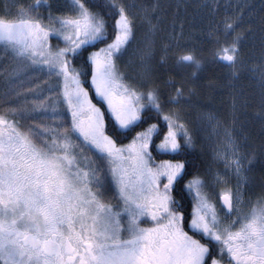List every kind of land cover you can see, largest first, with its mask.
Instances as JSON below:
<instances>
[{"label":"snow or ice","instance_id":"obj_1","mask_svg":"<svg viewBox=\"0 0 264 264\" xmlns=\"http://www.w3.org/2000/svg\"><path fill=\"white\" fill-rule=\"evenodd\" d=\"M145 19L151 30L134 43L125 0L0 10V54L12 61L0 88V264H264V185L245 200L252 161L227 128L215 153L224 171H193L179 105L204 58L173 38L153 64ZM238 27L225 18L212 51L232 75ZM32 76L47 95L30 107L21 93Z\"/></svg>","mask_w":264,"mask_h":264},{"label":"trees","instance_id":"obj_2","mask_svg":"<svg viewBox=\"0 0 264 264\" xmlns=\"http://www.w3.org/2000/svg\"><path fill=\"white\" fill-rule=\"evenodd\" d=\"M125 3L132 13L136 11L140 16L146 13L151 18L152 24L156 26L157 43L160 46L165 40L175 38L181 44L194 46L204 58L202 70L193 78L199 87L189 85L195 91L190 96L186 93L185 99L202 102L211 100L215 106L226 104L227 108L232 102V105L236 104L242 110L250 112L256 109L248 94L247 98L243 96L244 93L238 98L237 91L230 84L236 85L240 91L243 84L247 87L251 83L247 78V68H257L258 74L264 69V0H125ZM225 18H231L239 25L237 32L240 35V55L235 75L213 62L215 29L218 25L222 26ZM52 43L57 41L53 39ZM155 53L156 64L159 62V46ZM167 78V74H157L156 85L164 91L165 96L171 93V89L163 83ZM209 82L214 86L208 87ZM252 90L248 93L251 94ZM244 103L247 107L243 106ZM263 138L262 135H252V154L256 153V148L259 149ZM189 152L195 161L193 171L203 172L207 168V158L195 144ZM162 158L166 159V156ZM260 173L264 180L262 171ZM261 177V183L256 187L257 194L262 191Z\"/></svg>","mask_w":264,"mask_h":264},{"label":"rangeland","instance_id":"obj_3","mask_svg":"<svg viewBox=\"0 0 264 264\" xmlns=\"http://www.w3.org/2000/svg\"><path fill=\"white\" fill-rule=\"evenodd\" d=\"M33 2L34 0H0V10H2L5 5L12 6L13 10H15L16 4L27 5ZM46 3L51 4L53 9H56L62 7L65 0H46ZM40 11L45 13L46 9L41 8ZM133 15L137 18L135 29L137 40L134 43H139L142 41L145 32L151 30V26L145 19L146 13H142L140 16L135 11L133 12ZM154 38L156 52L158 46L160 47L157 43V31H155ZM0 52H2V49H0ZM152 63L155 64V55ZM11 66L12 61L0 54V88H2L8 80ZM120 68L122 71H128L122 63L120 64ZM247 70V78L251 81L247 87L243 84L244 86H242V90L239 91L236 85L230 84V86L237 91L238 98L239 95L244 93L245 95L243 96H245V98H247L248 94V98L253 99L256 109L254 108L251 112L242 110L236 104L232 105V102H230L228 108L225 103V105L215 106V103L211 100H206L205 102L198 100L191 101L189 104L179 105V108L181 109V115L186 121L189 129L193 132L194 144L198 146L199 151H201L207 158V168L211 167L213 171H216L217 169L224 171V164L222 160L216 158L215 153L223 141L224 128H227L232 133L233 137L240 145L241 151L246 153L252 161L250 165L252 170L246 174L248 176V183L242 187V193L245 200L249 198L254 200V194H257L256 187L261 183L259 182L261 177L260 172L262 171L264 175V138L261 140L263 144L261 143V145H259V149L256 148V153L252 154L250 152V149H253L251 142L252 135L257 134L258 136L262 135L264 137V118L261 116V113L264 112V69L259 74L257 68H247ZM11 78L16 79L15 76H12ZM154 80L155 83H157V76L154 77ZM46 86V81L43 77L32 76L30 79L24 78L22 84L24 91H22L21 97L27 96L29 106L31 107V101L33 98L37 96L42 98L43 95H47L46 92H41ZM251 90L252 93L249 94L248 92ZM243 106L247 107L246 103H244ZM3 107V105H0V111H3ZM209 115L215 117V120L209 121L207 119ZM217 122L219 123V127L216 126ZM230 178L234 184L235 177H231L230 175ZM261 180L264 185L262 177Z\"/></svg>","mask_w":264,"mask_h":264},{"label":"flooded vegetation","instance_id":"obj_4","mask_svg":"<svg viewBox=\"0 0 264 264\" xmlns=\"http://www.w3.org/2000/svg\"><path fill=\"white\" fill-rule=\"evenodd\" d=\"M158 158H159V157H158ZM167 158H170V157H166V159H167Z\"/></svg>","mask_w":264,"mask_h":264}]
</instances>
